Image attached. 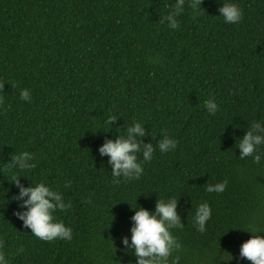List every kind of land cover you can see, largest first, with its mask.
<instances>
[{
	"label": "trees",
	"instance_id": "obj_1",
	"mask_svg": "<svg viewBox=\"0 0 264 264\" xmlns=\"http://www.w3.org/2000/svg\"><path fill=\"white\" fill-rule=\"evenodd\" d=\"M223 2L186 4L173 30L161 21L175 0H0V244L8 264H135L121 244L130 243L131 206L154 211L168 197L184 224L172 231L180 264H251L239 248L249 230L264 237V159L242 160L236 145L264 120V0H232L243 12L234 25L219 16ZM24 88L30 103L19 98ZM209 99L215 115L204 107ZM133 121L145 125L143 143L155 148L166 133L177 147L154 151L150 162L137 153L141 177L116 184L98 150ZM22 151L34 157L27 172L6 164ZM14 175L63 194L71 207L54 215L72 229L70 241H43L23 226ZM224 180L222 193L205 190ZM204 202L212 215L201 233L193 217Z\"/></svg>",
	"mask_w": 264,
	"mask_h": 264
},
{
	"label": "clouds",
	"instance_id": "obj_2",
	"mask_svg": "<svg viewBox=\"0 0 264 264\" xmlns=\"http://www.w3.org/2000/svg\"><path fill=\"white\" fill-rule=\"evenodd\" d=\"M186 4L187 7L196 10L200 5V0H175L161 22L166 21L169 28L178 29L177 18L184 12ZM218 12L227 24H238L243 17L241 8L232 0H225L221 3ZM19 98L21 101L30 103L29 90L21 89ZM2 103L3 101L0 100V104ZM204 107L209 115H215L219 110L218 104L213 99L206 100ZM116 120L115 115H110L105 123L112 125ZM145 135V125L142 122L133 121L125 130L124 135H119L114 141L106 140L99 148L101 157H109L108 163L111 165V176L114 183L119 184L121 179L133 181L141 177L144 168L138 160L137 153L142 155L144 162H150L154 151L168 153L177 147L178 141L166 133L156 143L155 148L152 143H143L141 138ZM261 146H264V120H257L251 123L236 145L240 152L239 158L243 160L250 156L254 163L259 164L264 159ZM33 160L31 153L22 151L11 156L10 162L6 164L11 169L27 172L35 167ZM21 178L14 175L11 181L19 189L18 195L13 197L15 201H20L19 210L14 215L23 222L25 228L31 230L33 236L43 241H70L72 229L67 227L62 220H58L54 213L66 211L71 204L65 202L60 191L54 190L45 182H32V186L25 187L21 184ZM226 186L227 180L216 184L206 183L205 190L208 193H222ZM131 208L134 210V215L131 217L133 226L130 229V243L128 237H123L121 244L126 253L130 250L134 255L135 264H180L179 255H173V253L180 251L181 244L172 234L174 229L184 227L177 212L178 201L173 197H168L166 200L158 199L154 211L137 205ZM211 215L212 210L207 202L196 207L193 220L197 231L201 233L206 231V224L211 219ZM247 232L253 235L240 245L239 258L246 259L251 264H264V237L258 234L260 232L251 230ZM0 264H8L2 244H0Z\"/></svg>",
	"mask_w": 264,
	"mask_h": 264
}]
</instances>
